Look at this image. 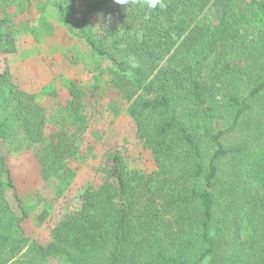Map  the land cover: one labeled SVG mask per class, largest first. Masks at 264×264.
Here are the masks:
<instances>
[{"label": "trees", "instance_id": "obj_1", "mask_svg": "<svg viewBox=\"0 0 264 264\" xmlns=\"http://www.w3.org/2000/svg\"><path fill=\"white\" fill-rule=\"evenodd\" d=\"M163 2L37 0L41 30L76 45L37 92L0 72V264H264V0ZM22 27L0 19V56L18 52ZM94 76L155 170L130 169L123 146L92 152L101 177L80 189L76 214L46 243L17 235L32 209L6 151L30 153L63 190L45 168L77 160L97 120ZM237 133L244 141L226 146Z\"/></svg>", "mask_w": 264, "mask_h": 264}, {"label": "rangeland", "instance_id": "obj_2", "mask_svg": "<svg viewBox=\"0 0 264 264\" xmlns=\"http://www.w3.org/2000/svg\"><path fill=\"white\" fill-rule=\"evenodd\" d=\"M18 1L11 0L12 4L7 12L0 5V19L7 16L13 19L16 26L25 25L17 34L18 52L10 57L0 56V72L9 68L23 89L37 92L42 85L54 77V73L63 72L59 57L72 52L76 44L59 29L56 30L54 37L46 35L41 30L38 25L40 22L37 0H30V6L23 14L19 12ZM48 11L46 10L45 16L56 22L53 10ZM88 83L95 84L101 99L98 110L95 111L97 120L95 122L92 120L88 133L78 138L77 160L52 162L45 168L57 183L63 184V190H57V184L48 185L43 181L41 175L43 168L34 161L30 153L10 154V151H6L20 196L25 198L32 209L29 218L22 224V229L17 232V235L24 230L27 237L46 243L51 239L56 227L69 221L76 214L81 206L77 199L80 189L87 184L86 182L98 183L97 178L101 177L100 173L95 171L101 160H92V152L94 155L101 154L108 149L123 146L126 149L125 157L130 169L146 173L155 170L152 153L137 145L134 137V122L125 112L115 118L107 109L110 99L106 92L108 87L105 80L94 76ZM124 137H129L128 145H123ZM243 141L244 133H237L230 135L225 144L228 147L237 146ZM57 191L58 195H56ZM7 195L11 201L10 190L7 191ZM43 210L49 214L43 225L39 226L38 217Z\"/></svg>", "mask_w": 264, "mask_h": 264}, {"label": "clouds", "instance_id": "obj_3", "mask_svg": "<svg viewBox=\"0 0 264 264\" xmlns=\"http://www.w3.org/2000/svg\"><path fill=\"white\" fill-rule=\"evenodd\" d=\"M121 2H126V0H121ZM133 2H135V0H133ZM144 4L146 5V7L150 10L152 9H156L158 6L162 9L165 7V4L163 2V0H144ZM133 67H136L135 64L132 65Z\"/></svg>", "mask_w": 264, "mask_h": 264}]
</instances>
